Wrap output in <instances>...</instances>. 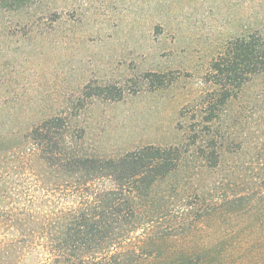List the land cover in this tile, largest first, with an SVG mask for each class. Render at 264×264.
<instances>
[{
	"label": "rangeland",
	"instance_id": "obj_1",
	"mask_svg": "<svg viewBox=\"0 0 264 264\" xmlns=\"http://www.w3.org/2000/svg\"><path fill=\"white\" fill-rule=\"evenodd\" d=\"M245 37L264 43V0H0V142L61 126L87 157L176 149L142 201L150 261L264 264V71L213 69Z\"/></svg>",
	"mask_w": 264,
	"mask_h": 264
},
{
	"label": "trees",
	"instance_id": "obj_2",
	"mask_svg": "<svg viewBox=\"0 0 264 264\" xmlns=\"http://www.w3.org/2000/svg\"><path fill=\"white\" fill-rule=\"evenodd\" d=\"M213 69L226 83L263 72L264 43L235 40ZM60 128L31 130L23 148L0 142V264H231L210 250L150 261L152 253L140 246L155 237L142 201L172 171L176 149L87 157L67 144ZM32 157L44 172L34 171Z\"/></svg>",
	"mask_w": 264,
	"mask_h": 264
}]
</instances>
